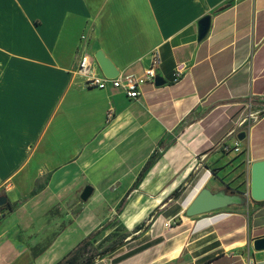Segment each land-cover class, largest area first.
I'll use <instances>...</instances> for the list:
<instances>
[{
  "label": "crops",
  "instance_id": "crops-1",
  "mask_svg": "<svg viewBox=\"0 0 264 264\" xmlns=\"http://www.w3.org/2000/svg\"><path fill=\"white\" fill-rule=\"evenodd\" d=\"M205 15L210 27L197 41ZM82 34L88 53L101 50L123 76H142L156 50L163 84H145L137 99L87 87L76 72ZM177 64L185 68L174 83ZM249 114L254 121L239 127ZM241 132L242 152L223 153ZM260 160L264 0H0V196L11 207H0V264L60 260L61 231L40 253L56 235L43 215L67 205L72 218L86 185L94 189L86 205L127 195L120 216L130 227L146 202L156 222L173 224L165 253L147 249L121 264H264V250L252 248L264 237V200L185 215L202 188L247 194ZM93 225L87 209L75 214L71 245Z\"/></svg>",
  "mask_w": 264,
  "mask_h": 264
},
{
  "label": "rangeland",
  "instance_id": "rangeland-1",
  "mask_svg": "<svg viewBox=\"0 0 264 264\" xmlns=\"http://www.w3.org/2000/svg\"><path fill=\"white\" fill-rule=\"evenodd\" d=\"M82 189L83 188L78 189L77 209L74 211L73 209L71 210L72 218L68 216L67 212L69 211L66 210L67 205L66 207L65 205L62 206L63 208L61 210H59V208H55L54 210V208L51 207L48 211H45V214L43 215L46 216L45 221L48 226L53 227V222L55 223L56 235L46 237L45 245L47 248L52 244L55 238H58L57 232H62L55 253L57 258L61 259L64 255H66L73 248V245L71 244L75 241V239L76 241L79 239V232L75 231L74 227L71 226V223L73 222L75 214L79 215L83 209H87L88 212H91V217L94 223L92 232L98 230V234L92 243V248H90L89 253L90 251H93V249L99 252L104 247L116 245L120 241L128 243L112 255L104 256L102 259H97L95 264H121L124 260H120V255H123L131 248H136L143 244L151 245L147 249L160 254L165 253L168 249V242H165V239L168 237V233L171 232L166 226V221L160 220L159 222H156V210L148 211L146 213L147 209L152 206L151 203H142L141 212L138 214L142 217V219L136 225L130 227L129 219H125L120 216V212L118 211L119 205H102L91 202L87 205L83 204L79 199ZM68 208L69 207H67V209ZM80 224L81 221L78 222V225ZM172 226L173 224H171V227ZM136 227L138 228L136 229ZM104 238L105 240L102 242V245L97 247V242L103 240ZM168 257L170 256H166L165 259Z\"/></svg>",
  "mask_w": 264,
  "mask_h": 264
},
{
  "label": "water",
  "instance_id": "water-1",
  "mask_svg": "<svg viewBox=\"0 0 264 264\" xmlns=\"http://www.w3.org/2000/svg\"><path fill=\"white\" fill-rule=\"evenodd\" d=\"M210 16L205 15L197 22V41L203 39L210 27ZM101 73L106 78H115L119 75L118 69L105 54L98 50L93 55ZM156 86L162 85L163 80L156 77L154 80ZM245 133L241 132L237 135L238 141H243ZM94 189L90 185H86L80 192L79 199L82 203H86L92 196ZM253 201L264 200V160L255 161L250 166V186L249 191L245 195L240 193H227L226 191L212 192L208 188H202L185 209L187 217H196L211 212H216L228 208L232 205H243L247 199ZM7 203L6 196H0V207ZM252 248L255 251L264 250V237L256 239L252 242Z\"/></svg>",
  "mask_w": 264,
  "mask_h": 264
},
{
  "label": "built area",
  "instance_id": "built-area-1",
  "mask_svg": "<svg viewBox=\"0 0 264 264\" xmlns=\"http://www.w3.org/2000/svg\"><path fill=\"white\" fill-rule=\"evenodd\" d=\"M88 39L85 34L80 36V45L77 49V66L76 72L84 80L87 87L90 88H105L111 87L118 91L123 92L128 98L137 99L141 93V88L145 84H153L156 78V69L160 64L159 53L154 50L151 54L150 63L147 68L143 71V75L137 77L135 75H121L119 74L115 78H106L100 71L94 57L88 53ZM185 66L183 64H177L174 71L173 82L176 83L181 79V75L184 71ZM108 117L112 116V113L107 114ZM252 115L249 114L247 117H243L238 121L239 127H245L249 125L254 119H251ZM250 120V121H249ZM223 153L229 154H240L241 148L238 140H236L232 146L224 144L222 145ZM167 228H171V222H167ZM245 264H255L254 260L247 258Z\"/></svg>",
  "mask_w": 264,
  "mask_h": 264
},
{
  "label": "trees",
  "instance_id": "trees-1",
  "mask_svg": "<svg viewBox=\"0 0 264 264\" xmlns=\"http://www.w3.org/2000/svg\"><path fill=\"white\" fill-rule=\"evenodd\" d=\"M156 157H157L156 153H153L150 156V158L146 161V163L144 164L141 172L139 173L134 185H136L141 180V178L143 177V175L145 174V172L147 171L149 166L155 161ZM131 190L132 189H129L128 193ZM177 195H178V190L174 191L171 194L170 198L175 197ZM126 197H127V195L125 197H123L119 203V206H118L119 212L125 204ZM5 206H7L8 207L7 209L9 211H11V207L9 206L8 203ZM137 228L138 227H136V229ZM97 234H98V230L88 234L86 237H84L82 240H80L66 255H64L55 264H95L97 259H102L104 256L112 255L113 253H115L116 251H118L119 249L124 247L126 244H128V243H125L123 241H120L116 245H109L107 247H104L99 252H97L96 250L93 249V251H90V253H89V250H90V248H92V243L94 242V239L97 236ZM105 238H107V237H105ZM105 238L103 240L97 242V247L102 245V242L105 240ZM150 246L151 245H149V244H143L139 247L131 248L126 253H124L123 255H120L119 258L121 261L128 259V258L146 250ZM46 248L47 247H44L40 251V253L44 252V250H46Z\"/></svg>",
  "mask_w": 264,
  "mask_h": 264
},
{
  "label": "flooded vegetation",
  "instance_id": "flooded-vegetation-1",
  "mask_svg": "<svg viewBox=\"0 0 264 264\" xmlns=\"http://www.w3.org/2000/svg\"><path fill=\"white\" fill-rule=\"evenodd\" d=\"M227 192V191H226ZM227 193H230V192H227Z\"/></svg>",
  "mask_w": 264,
  "mask_h": 264
}]
</instances>
